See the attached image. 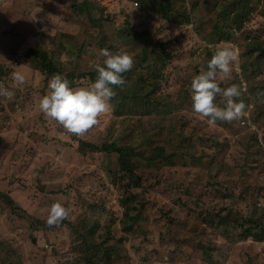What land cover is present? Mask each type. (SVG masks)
I'll list each match as a JSON object with an SVG mask.
<instances>
[{
    "label": "rangeland",
    "instance_id": "rangeland-1",
    "mask_svg": "<svg viewBox=\"0 0 264 264\" xmlns=\"http://www.w3.org/2000/svg\"><path fill=\"white\" fill-rule=\"evenodd\" d=\"M163 5L165 14L152 9ZM0 28V84L14 92L0 97V192L24 211L0 200V264H84L81 254L96 264H264V0H0ZM225 46L239 60L217 82L246 89L247 115L209 126L192 110L190 85ZM101 49L133 57L124 87L145 96L133 113L112 111L75 136L39 101L54 75L93 83ZM31 51L62 73H47ZM16 72L26 83L13 87ZM79 142L131 149L133 175L118 173L117 153H81ZM155 147L167 161L146 160ZM56 202L70 225L47 228ZM125 208L136 216L130 231ZM103 237L114 253L106 262L95 251Z\"/></svg>",
    "mask_w": 264,
    "mask_h": 264
},
{
    "label": "clouds",
    "instance_id": "clouds-1",
    "mask_svg": "<svg viewBox=\"0 0 264 264\" xmlns=\"http://www.w3.org/2000/svg\"><path fill=\"white\" fill-rule=\"evenodd\" d=\"M100 55L105 59L102 65H95L97 76L93 83L87 87H71L66 77L57 74L49 81V94L39 101V109L45 116L75 136H83L99 124L102 116L114 111L115 89H123L126 85L124 74L134 67V59L126 51L112 53L101 49ZM238 60L239 50L235 46L221 47L212 55L207 70L191 80L192 110L209 126L241 120L247 115V105L240 99L246 89L237 84L221 88L217 82L218 75L221 79L232 78L233 65ZM13 80V87L26 83V77L20 72L13 73ZM13 96L14 92L0 84V97L11 100ZM218 96L223 98V106L216 103ZM252 128L255 130L254 125ZM68 215V209L56 202L50 206L47 225L58 227Z\"/></svg>",
    "mask_w": 264,
    "mask_h": 264
},
{
    "label": "trees",
    "instance_id": "trees-1",
    "mask_svg": "<svg viewBox=\"0 0 264 264\" xmlns=\"http://www.w3.org/2000/svg\"><path fill=\"white\" fill-rule=\"evenodd\" d=\"M163 6H160V7H156V8H152L154 9V11L156 12H160L162 14H165V10H163ZM111 51V50H110ZM30 54H32V56H35L38 63L40 64L41 67H43L45 69V71H47V73H62L61 69L59 70L57 67L54 66V64L51 62V60H48L47 58V55L45 52H39L37 51V53L31 51ZM39 56V57H38ZM263 56H264V53H263ZM2 74V71L0 70V75ZM129 85L127 87H124L122 90H120L118 92V95L115 97V99L112 101V103H114L115 105V108H114V115L117 116L119 114V110L122 108H127V110H129V112L133 113L132 111H134V109H138V105L141 103V99L145 96V94L143 95H140V97H138V93L137 92H132L131 91V88L133 87L132 85H130V82L128 83ZM155 87H156V84H154ZM138 97V98H137ZM1 108V107H0ZM0 115H1V111H0ZM80 145L78 146V150L81 152V153H85L86 151H99V152H115L117 153L118 155V162H117V170H118V173H124V174H130V175H133L132 173V163H131V160H130V157H131V154H132V150L129 149V148H124L125 146H116L115 143H108V142H105V143H102L100 144L99 146H96L94 145L93 143H84V142H79ZM149 153V154H148ZM147 154H145V158L146 160H148L149 162H155V161H158L160 159H163L164 161H167L168 158L167 156H165V152H164V149L162 147H155L151 150L148 151ZM134 168V167H133ZM139 180H133V183L134 185H132L133 187H138L140 185V183L138 182ZM0 200H4L6 202L7 205H10L14 210H15V213L17 212H24L21 207L16 204L10 197L9 195H6L5 193L3 192H0ZM132 201H135V197L134 196H128L124 199V202H128L126 204V206H129L131 207L132 210H134V207L130 206V203ZM138 205L141 204V207H143V203L142 202H139L137 203ZM136 209H137V206H135ZM127 208V207H126ZM126 208L123 210V218H122V225L124 226V229L126 231H130L132 229V226L134 224V220L136 218V216L133 215V218L132 216L130 215V212L129 210H126ZM140 208V207H139ZM46 224V227L48 228L49 226L47 225V222H45ZM64 224H69V221L67 219H64L60 226L61 225H64ZM97 227V224H95L89 231H86V230H83L82 233H78L77 229H75V235H76V238H77V234H78V238H79V244L81 243V245H84L85 243L87 244V237L83 234L85 231L87 232L88 236L90 238H94L99 234L101 233V231L103 229H93V228H96ZM255 227V226H254ZM253 227V228H254ZM46 228V229H47ZM253 228L251 230V232H248V235H251L253 234ZM109 229V228H108ZM107 229V231H108ZM245 229V228H244ZM107 233V232H106ZM105 233V234H106ZM104 234V236H105ZM110 241V237H108L106 240L104 239V237L100 240V243L99 242H95V251L97 254H100L101 255V259H104L105 262L107 260H109L110 256L113 255V250H109L107 248L108 246V242ZM98 243V244H96ZM90 244V243H89ZM91 245V244H90ZM88 246L87 248L91 247V246ZM74 248V246L72 247ZM208 258V257H207ZM84 260V264H96L97 262H94L92 259H85L82 254H81V258L80 260ZM111 260V259H110Z\"/></svg>",
    "mask_w": 264,
    "mask_h": 264
},
{
    "label": "crops",
    "instance_id": "crops-1",
    "mask_svg": "<svg viewBox=\"0 0 264 264\" xmlns=\"http://www.w3.org/2000/svg\"><path fill=\"white\" fill-rule=\"evenodd\" d=\"M1 29V28H0ZM1 51V50H0ZM2 52V51H1Z\"/></svg>",
    "mask_w": 264,
    "mask_h": 264
}]
</instances>
